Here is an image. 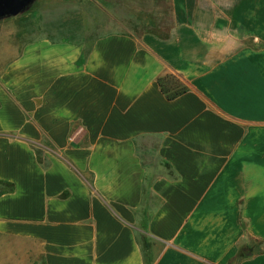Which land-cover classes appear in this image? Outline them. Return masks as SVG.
I'll list each match as a JSON object with an SVG mask.
<instances>
[{"label":"crops","instance_id":"obj_1","mask_svg":"<svg viewBox=\"0 0 264 264\" xmlns=\"http://www.w3.org/2000/svg\"><path fill=\"white\" fill-rule=\"evenodd\" d=\"M62 1L0 73L3 259L264 264V0Z\"/></svg>","mask_w":264,"mask_h":264},{"label":"rangeland","instance_id":"obj_2","mask_svg":"<svg viewBox=\"0 0 264 264\" xmlns=\"http://www.w3.org/2000/svg\"><path fill=\"white\" fill-rule=\"evenodd\" d=\"M44 2L45 0H40L31 11L0 22V73L18 54L21 43L31 42L47 34H53L55 39L67 36L70 19L74 17L69 13V5L64 4L62 0L59 3ZM141 243L146 252L149 249L147 238L142 237ZM1 247L0 242V264H9V261L3 259L4 252H1Z\"/></svg>","mask_w":264,"mask_h":264},{"label":"trees","instance_id":"obj_3","mask_svg":"<svg viewBox=\"0 0 264 264\" xmlns=\"http://www.w3.org/2000/svg\"><path fill=\"white\" fill-rule=\"evenodd\" d=\"M127 24H137V20H131L128 19L126 21ZM165 28V27H164ZM166 28H169L167 26ZM165 39H169L170 35H164ZM158 83L162 89V91L166 94L168 99H175L179 97L180 95L188 92L190 90V86L187 83V81L177 73H170L165 76H162L158 79ZM14 190L13 183L5 180H0V193L8 192ZM258 243L261 245H264V241L260 240ZM244 258V255L241 251H238L235 255L229 258L226 264H239L242 259ZM153 259L149 264H153ZM147 262V260H146Z\"/></svg>","mask_w":264,"mask_h":264},{"label":"water","instance_id":"obj_4","mask_svg":"<svg viewBox=\"0 0 264 264\" xmlns=\"http://www.w3.org/2000/svg\"><path fill=\"white\" fill-rule=\"evenodd\" d=\"M37 2L38 0H0V22L31 11Z\"/></svg>","mask_w":264,"mask_h":264}]
</instances>
